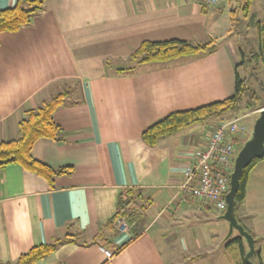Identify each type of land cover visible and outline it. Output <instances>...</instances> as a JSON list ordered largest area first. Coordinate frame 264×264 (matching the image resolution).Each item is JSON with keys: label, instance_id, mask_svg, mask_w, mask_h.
Here are the masks:
<instances>
[{"label": "crops", "instance_id": "1", "mask_svg": "<svg viewBox=\"0 0 264 264\" xmlns=\"http://www.w3.org/2000/svg\"><path fill=\"white\" fill-rule=\"evenodd\" d=\"M17 1L0 0V10ZM204 2L49 0L31 25L0 33V141L19 136L26 111L67 90V103L54 115L59 139H39L32 156L53 169H74L55 177L52 186L17 164L0 171V263L72 234L73 243L35 264H241L248 245L244 238L228 245L240 235L234 230L228 236L224 213L199 200L166 208L185 168L195 163L194 154L223 120L212 122L206 134L198 128L185 136L196 124L184 128L156 147L141 138L174 112L235 92L241 48L237 45L236 57L233 38L219 41L223 27L210 16L217 4L204 8ZM212 39L218 48L211 54L143 65L129 75L114 73L144 41ZM127 188L142 189L151 200L139 234L133 227L121 231L111 221ZM237 217L261 239L253 264H264V160L249 174ZM105 250L115 253L111 260Z\"/></svg>", "mask_w": 264, "mask_h": 264}, {"label": "trees", "instance_id": "2", "mask_svg": "<svg viewBox=\"0 0 264 264\" xmlns=\"http://www.w3.org/2000/svg\"><path fill=\"white\" fill-rule=\"evenodd\" d=\"M48 2L49 0H18L14 7L0 10V33L18 32L24 27L31 25L33 19L47 9ZM252 3L253 0H243L241 8L246 17L250 14ZM206 6L208 5L204 2L203 7L205 8ZM217 48L216 41L213 39L203 44L180 40L144 41L128 59L122 61L120 66L114 69V73L118 76L129 75L143 65L166 64L184 57L204 56L215 52ZM243 55L241 53V56ZM261 55L264 56V46L261 47ZM111 62L107 60L105 62L106 67L110 68ZM244 64L245 62L242 59L237 67L244 66ZM248 90L247 79L243 80L239 72H236L235 92L232 97L196 109L174 112L147 128L141 135L142 141L149 147H156L161 139L167 135L197 123H205L211 119L220 118L235 110L246 97ZM69 95L70 92L64 90L43 101L35 109L26 111V116L19 122V136L9 141H0V171L10 164H17L30 172L46 178L51 186L55 177L73 174L74 169L72 167L53 169L32 156L33 146L39 139H59L61 130L60 126L56 124L54 115L61 106L67 103ZM250 97L260 99L254 93ZM246 107L249 110L253 109L251 103H248ZM263 108L264 100L262 107L259 109ZM239 141H237V144ZM263 160L264 157L262 159H254L240 177L238 190L235 195L236 216L246 198L249 174ZM150 206L151 200L145 197L142 189L127 188L119 195L117 212L111 221L117 222L124 217L129 226L133 227V231L139 234L143 226L142 222ZM237 219L242 224L238 217ZM244 228L255 238V244L260 242L261 239H257L245 226ZM74 237L76 236L66 234L65 237L54 238L50 242L31 248L14 262L0 264H35L56 252L62 245L73 243ZM242 240L243 237L239 236L228 241V245ZM245 255L246 253L243 250L241 264H246L244 261ZM258 257L259 251L257 250L252 261ZM259 264L263 263L260 261Z\"/></svg>", "mask_w": 264, "mask_h": 264}, {"label": "rangeland", "instance_id": "3", "mask_svg": "<svg viewBox=\"0 0 264 264\" xmlns=\"http://www.w3.org/2000/svg\"><path fill=\"white\" fill-rule=\"evenodd\" d=\"M242 3L243 0H221L217 3L215 9L210 10V16L211 21H213V18L217 16L218 21L223 27V33L222 36L219 37V41L222 42L227 35L230 36V38H233L234 41L232 44L235 56L236 48L238 46L241 48L238 57H236L239 59V62L243 59L245 64L244 66L241 65L239 67L238 72L243 80L247 79V85L251 91H247L248 93L246 97L235 110L223 115L220 118L211 119V121L209 120L207 123L196 124L193 128L187 130L188 132H186L185 135L187 136L188 133L191 134L198 128L201 130L204 129V134H206V130L210 127L211 123L219 119L223 121L237 120L239 127L238 138L240 141L236 146L237 153L234 156V160L237 158L244 144L251 138L256 121L255 119L260 115L259 108L262 107L264 100V56L261 55V47H263L261 46V39L264 41V29L259 32V25L261 22H264V0L255 1V7L252 11H250L248 17L244 15L241 8ZM241 53L244 55L241 56ZM145 67L146 66H141L140 68L143 69ZM251 92L256 94V96L260 99L250 97L252 94ZM248 103L253 105V109L249 110L246 107ZM234 233L235 235H239L236 230ZM162 248H164V245Z\"/></svg>", "mask_w": 264, "mask_h": 264}, {"label": "built area", "instance_id": "4", "mask_svg": "<svg viewBox=\"0 0 264 264\" xmlns=\"http://www.w3.org/2000/svg\"><path fill=\"white\" fill-rule=\"evenodd\" d=\"M205 2L208 6H212L220 0H205ZM238 132L237 120L223 121L215 126L204 149L194 154L195 163L185 168L184 179L166 208L180 200H199L207 203L216 212L226 211L225 197L230 190V178L234 170V156L237 153L236 146L239 140ZM117 227L121 231L130 229L124 217L117 221ZM104 254L107 260H111L115 253L105 250Z\"/></svg>", "mask_w": 264, "mask_h": 264}, {"label": "water", "instance_id": "5", "mask_svg": "<svg viewBox=\"0 0 264 264\" xmlns=\"http://www.w3.org/2000/svg\"><path fill=\"white\" fill-rule=\"evenodd\" d=\"M264 157V108L260 110V115L256 119L251 138L244 144L235 159L234 170L230 179V190L225 199L227 208L222 215V219L229 223L230 236L234 230L238 231L248 245V252L244 257L246 264H253L252 258L256 253L255 238L239 223L236 216V201L235 195L238 190L240 177L243 171L251 164L254 159H262Z\"/></svg>", "mask_w": 264, "mask_h": 264}]
</instances>
